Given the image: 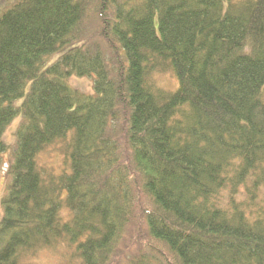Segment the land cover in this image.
I'll use <instances>...</instances> for the list:
<instances>
[{
	"label": "trees",
	"instance_id": "obj_1",
	"mask_svg": "<svg viewBox=\"0 0 264 264\" xmlns=\"http://www.w3.org/2000/svg\"><path fill=\"white\" fill-rule=\"evenodd\" d=\"M57 142L59 173L39 162ZM5 164L0 264H264V0L7 3Z\"/></svg>",
	"mask_w": 264,
	"mask_h": 264
},
{
	"label": "rangeland",
	"instance_id": "obj_2",
	"mask_svg": "<svg viewBox=\"0 0 264 264\" xmlns=\"http://www.w3.org/2000/svg\"><path fill=\"white\" fill-rule=\"evenodd\" d=\"M14 0H0V10H2L5 5L9 2H13ZM59 57V54H55L51 57V59L48 61L47 65L55 62ZM154 79L156 83L168 90H175L178 87V81L177 79L168 73L163 74H154ZM68 83L71 87L78 89L80 91L85 92L88 95H94V80L92 77L85 76L80 77L77 75H72L68 78ZM32 85V81L28 82L25 88V95L29 92ZM24 97H21L15 101L16 106H20L24 100ZM22 116L17 115L12 122L7 127V130L4 134V141L7 145L10 146V148L15 144L16 142V131L18 129V126L21 122ZM65 145V144H64ZM64 145L60 142H57L56 144L50 146L45 152H43L39 156V162L42 165L53 167L55 166L56 171L59 173L63 169L64 165V159L65 156L61 152V148L64 149ZM11 149H9L4 154V160L6 162L9 161ZM7 165H4V168L0 172V217L3 213V206H2V200L3 196L6 193L8 183L10 181V178L7 177L6 174ZM60 251H54L51 249H47L45 251L40 252V254L37 256V258L34 260L36 264H63L64 258L61 257Z\"/></svg>",
	"mask_w": 264,
	"mask_h": 264
}]
</instances>
